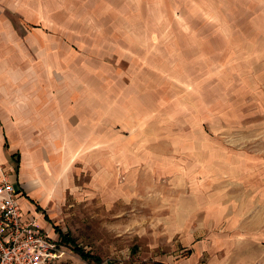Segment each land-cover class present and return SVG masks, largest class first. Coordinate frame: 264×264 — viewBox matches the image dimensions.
Here are the masks:
<instances>
[{"label":"rangeland","instance_id":"374dc122","mask_svg":"<svg viewBox=\"0 0 264 264\" xmlns=\"http://www.w3.org/2000/svg\"><path fill=\"white\" fill-rule=\"evenodd\" d=\"M0 133L54 264H264V0H0Z\"/></svg>","mask_w":264,"mask_h":264},{"label":"built area","instance_id":"2783aa9c","mask_svg":"<svg viewBox=\"0 0 264 264\" xmlns=\"http://www.w3.org/2000/svg\"><path fill=\"white\" fill-rule=\"evenodd\" d=\"M23 192L0 167V264H54L65 250L41 223V216L26 210Z\"/></svg>","mask_w":264,"mask_h":264},{"label":"crops","instance_id":"0c3cea01","mask_svg":"<svg viewBox=\"0 0 264 264\" xmlns=\"http://www.w3.org/2000/svg\"><path fill=\"white\" fill-rule=\"evenodd\" d=\"M5 139H6V137H5ZM5 140H4V135L2 134V133H0V167L1 166H3V167H5V166H7V170H14V168H13V166L10 164V162H9V158H8V156H6V153H5V149H4V147H6L5 146V143H6V141L4 142ZM27 162H28V159H27V157L25 158L24 157V160H23V171H22V173H20V161L18 162V169H17V172L14 170V171H12V172H10V177H11V179L18 185V187H21L22 185V183H20V178L22 177L24 180H28V167H27ZM32 169H33V166H32ZM33 173H34V171L32 172V175H33ZM49 175H51V176H49V178H48V181H50L52 184L54 183V184H56L57 183V180H56V178H55V174H53V173H49ZM41 182H43L41 179H37V180H35V183H37V184H39V185H41ZM37 186V185H36ZM27 187H28V189H29V191L32 193V194H41V193H39V189H36V187H31V186H29V185H27ZM21 190H22V188H21ZM22 192H23V196H22V198H21V202H22V199H26L27 198V202H26V204H23V202H22V205H23V207L26 209V210H32L34 213H37V214H39L38 213V210H36V209H34L33 208V206H32V202H31V200L28 198V196H27V194H26V191H23L22 190ZM40 215V214H39ZM220 246V245H219Z\"/></svg>","mask_w":264,"mask_h":264},{"label":"trees","instance_id":"16d2710c","mask_svg":"<svg viewBox=\"0 0 264 264\" xmlns=\"http://www.w3.org/2000/svg\"><path fill=\"white\" fill-rule=\"evenodd\" d=\"M5 146L8 147V141L7 140H6ZM19 154L20 153L14 154V157H18ZM61 237H62L61 239L63 241H65V243L71 245L74 248V250L78 254H80L84 259H87V260H89L90 262H93V263H98V264L102 263L101 257L93 255L89 251H86L83 247L79 246L74 239H72L69 236H67V234H64L63 232H61Z\"/></svg>","mask_w":264,"mask_h":264}]
</instances>
